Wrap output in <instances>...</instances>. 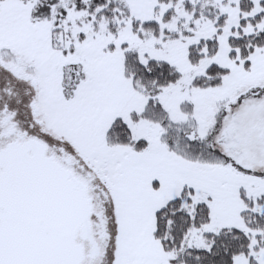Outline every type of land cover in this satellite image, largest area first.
<instances>
[{"label":"snow or ice","instance_id":"snow-or-ice-1","mask_svg":"<svg viewBox=\"0 0 264 264\" xmlns=\"http://www.w3.org/2000/svg\"><path fill=\"white\" fill-rule=\"evenodd\" d=\"M0 264H264V0H0Z\"/></svg>","mask_w":264,"mask_h":264}]
</instances>
